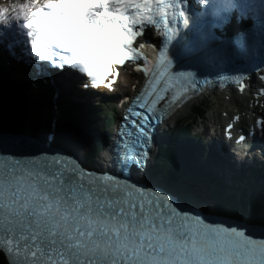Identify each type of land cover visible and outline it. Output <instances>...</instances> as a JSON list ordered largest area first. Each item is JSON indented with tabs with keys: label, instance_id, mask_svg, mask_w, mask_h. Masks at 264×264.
I'll return each mask as SVG.
<instances>
[{
	"label": "snow or ice",
	"instance_id": "6c2138e0",
	"mask_svg": "<svg viewBox=\"0 0 264 264\" xmlns=\"http://www.w3.org/2000/svg\"><path fill=\"white\" fill-rule=\"evenodd\" d=\"M15 13L0 10L4 51L82 74L85 89L110 88L112 65L143 59L150 78L137 99L153 116L162 92L176 103L193 85L194 73L176 69L214 38L210 27L250 22L243 47L264 56V0H36ZM182 27L195 31L196 46ZM152 30L155 47L139 43ZM129 111L135 119L125 120L111 149L118 175L85 171L59 155L0 156V249L10 264H264V214H222L202 189L152 182V117ZM133 169L144 179L124 175Z\"/></svg>",
	"mask_w": 264,
	"mask_h": 264
},
{
	"label": "bare ground",
	"instance_id": "6f19581e",
	"mask_svg": "<svg viewBox=\"0 0 264 264\" xmlns=\"http://www.w3.org/2000/svg\"><path fill=\"white\" fill-rule=\"evenodd\" d=\"M27 3V2H26ZM26 3L24 4H21V2L20 1H17V4H19V7H22V6H24V5H26ZM215 42H218V41H216L215 40ZM220 42V41H219ZM222 42H220V44H221ZM123 75V77H121ZM130 75V76H129ZM129 75H124V74H121V76H120V79H119V82L120 81H123L122 82V84H121V87L122 86H129V84H130V82L132 81V79H134L133 78V75H132V73L131 74H129ZM125 77H129V78H125ZM129 80V83H127V81ZM34 95V94H33ZM32 102H33V100H32ZM181 137H184V136H181ZM149 156H150V154H149ZM151 158V157H150Z\"/></svg>",
	"mask_w": 264,
	"mask_h": 264
},
{
	"label": "trees",
	"instance_id": "16d2710c",
	"mask_svg": "<svg viewBox=\"0 0 264 264\" xmlns=\"http://www.w3.org/2000/svg\"><path fill=\"white\" fill-rule=\"evenodd\" d=\"M95 146H96V144H95ZM162 152L163 153L161 155L162 159L160 160V165H161V167H164L165 166L164 159L166 157V154H168V151H162ZM89 157L91 158V155H89ZM0 264H8L4 254L1 251H0Z\"/></svg>",
	"mask_w": 264,
	"mask_h": 264
}]
</instances>
